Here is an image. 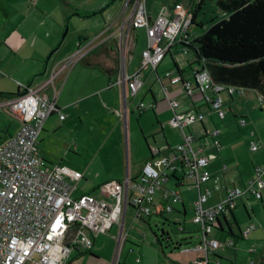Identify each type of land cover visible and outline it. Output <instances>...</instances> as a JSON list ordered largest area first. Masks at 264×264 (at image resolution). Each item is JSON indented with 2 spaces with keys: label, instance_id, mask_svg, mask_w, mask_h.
Returning <instances> with one entry per match:
<instances>
[{
  "label": "crops",
  "instance_id": "crops-1",
  "mask_svg": "<svg viewBox=\"0 0 264 264\" xmlns=\"http://www.w3.org/2000/svg\"><path fill=\"white\" fill-rule=\"evenodd\" d=\"M187 1L189 4L192 0ZM0 2H2L0 7V80H3L2 86H6L0 89V93H4L0 95V103L7 98L6 96L13 97L19 94L17 83L30 88L45 85L50 80L53 70L62 61L74 53L80 45L92 41L90 51L84 58L72 68L62 72L53 82V86L48 85L43 89V93L48 97H52L53 91H56L57 111L44 123L38 137L37 153L47 165H62L66 168L73 167L75 161L72 157L83 158L78 166L83 169L79 171L83 174V179L79 183H85L86 189L73 191L72 197L77 198L85 194L103 197L101 187L104 183L110 180L122 182L126 175L131 179H137L143 165L151 159L150 148L153 146L158 148L159 157H163L164 150L173 149L181 142V131L169 125L172 114L163 94L155 95L153 89L148 88L149 108L156 117L157 126L153 132H148L149 135L155 134L151 137L154 145L148 143L147 138L144 137L145 143L143 142L144 145L141 146L140 141L134 136L132 112L135 110L139 114L144 113L145 107L143 112H140L139 107L142 103H138L137 95L145 89L151 74L154 73L157 76L167 70H175L183 80H191L194 70L198 68L193 64L195 58L192 53L186 52L193 58V62L191 60L188 65L180 66L174 62L172 68H167L159 74L157 69L155 72L150 70L149 75L147 72L150 71H142L138 76L141 82L139 92L136 96H132L126 86L123 90V85L117 84L121 58L118 49L120 25L116 24V21L111 24L106 22L102 24L98 19L94 21V24L89 23L88 25L92 27L88 30L93 33L98 30L96 35L91 38L86 36L80 38L74 49L67 47L63 53L55 57L51 55L53 58L47 60L52 50H60L58 47L62 44L59 46L57 44L60 43L64 25L69 20L68 16L88 20L104 11L102 7L105 2L98 4L96 9L86 12L78 11L77 8L67 11L65 5L70 6L67 0H0ZM92 12L96 14L93 15ZM131 12L130 7L129 15ZM147 15L150 18L154 17L148 12ZM140 29H131L128 35L127 52L124 56V72L127 75L133 74L139 67V63L137 68L132 67V33L135 34ZM170 50L167 53H170ZM182 50L184 52L183 48ZM162 83L167 84L166 81ZM168 87L169 98L176 99L181 108H191L204 115L201 122L184 128L183 132L191 133L197 146H203L198 155L209 158L207 170L211 175L210 180L200 184L198 192L183 177L180 159H172L173 157L169 156L170 169L166 171L162 188L156 192L159 193L158 198L155 199L156 193L154 194L153 203L155 207H170L171 210L165 212L174 211L173 214L179 221L177 224L184 226L188 212L191 213L192 221L193 206L199 193L209 192L204 207L220 203L225 197L226 188L237 187L242 190L247 188L254 178L255 168L264 165V132L260 126L261 123L264 126V113L255 118L257 109L263 110L256 92L238 90L233 95H229L226 91H221L219 96L225 109L229 111L233 109L234 117L240 120L238 119L239 125H236L235 118L228 119L226 112L224 120L220 122L204 103L200 93L196 92L188 97L181 86L168 85ZM206 96L211 94L207 92ZM60 116L64 118L60 119ZM12 120L8 125L5 122L0 123V143L13 137L18 131L20 125L18 120L13 117ZM213 128L220 130L222 146L219 150L209 145L208 134ZM238 134H240L239 137H237ZM206 137L208 139L204 142L203 139ZM252 142L261 145L255 152L250 151ZM89 147H91L90 154H88ZM248 153L249 156H246ZM223 167H226V170H223ZM178 172L182 174L180 178L176 177ZM171 178L178 180L176 188H172L180 196L179 201L176 202L172 200L166 202L163 199V189H168L166 187ZM260 192V199H256L248 192L237 198L231 213L219 217V223L215 225L212 236L221 242H232L231 245H222L226 246L224 249L220 246V249L216 251L215 255L218 257L219 264H249L251 262L264 264V188ZM175 205L177 211L173 210ZM154 206L152 205L153 208ZM126 215L127 210L125 217ZM183 226L181 232L184 231ZM247 228L251 229L247 235H244ZM112 229H116L113 234H111ZM228 231H231V234ZM241 232L242 235H240ZM118 233V227L113 226L107 233L93 238L91 250H73L77 251L74 264H102L98 262V259H101L100 254L105 264H112L115 247L117 249L115 237ZM122 235L125 237L121 244V259L118 264H129L127 260H132L133 257L136 258V264H147L144 252L138 247H132V243L129 242L132 238L128 236V233H124L123 229ZM104 242L105 250L102 251L101 243ZM200 251L184 252L185 260H189L188 264L204 257ZM232 252L233 261L230 260ZM85 255L90 256L92 263L81 260ZM71 256L72 254L67 264H70Z\"/></svg>",
  "mask_w": 264,
  "mask_h": 264
},
{
  "label": "built area",
  "instance_id": "built-area-1",
  "mask_svg": "<svg viewBox=\"0 0 264 264\" xmlns=\"http://www.w3.org/2000/svg\"><path fill=\"white\" fill-rule=\"evenodd\" d=\"M193 1L187 6L182 3L163 5L151 18L147 15L145 0H134L133 3L131 0L125 1L118 34L121 68L117 84L126 86L132 96L137 95L141 86L138 76L142 71L155 72L173 46H188L194 40L190 27L197 1ZM128 7L132 8V12L125 19ZM138 28L145 29L147 44L140 54L138 69L127 75L124 72L127 39L130 30ZM91 44L92 41L80 45L53 70L50 80L42 87L27 88L18 84L19 94L0 103V108L20 124L13 137L0 143V264H67L73 250H91L93 238L107 233L113 226L119 229L115 237L118 249L125 237L122 229L127 208H132L134 218L139 220L150 217L154 212L153 197L162 188L166 171L170 169L171 156L172 159H180L183 177L198 192L200 184L211 178L207 170L209 158L198 155L203 146H197L191 133L183 132L184 128L201 122L204 115L191 108H181L176 99H170L168 85L181 86L188 97L200 93L219 121H223L226 114L220 92L233 95L240 89L214 83L205 70H195L191 80H183L175 70H167L161 75L160 83L172 114L169 125L181 131V142L163 157H159L158 148H151L152 160L143 165L137 179L126 175L122 182L110 180L104 183L101 187L103 197L93 194L72 197L83 174L64 166L47 165L37 153L38 137L44 123L57 111L56 91L53 89L52 97H48L43 89L48 85L53 86L62 72L84 58ZM184 52H187L185 48ZM207 92L211 96H206ZM259 101L264 109V100L259 97ZM139 109L143 112L144 105H140ZM63 118L60 116V119ZM220 136L218 128H213L208 134L209 145L216 150L221 148ZM260 147V144L252 142L250 151L255 152ZM254 172V178L247 188H226L223 201L213 206L204 207L208 191L199 193L193 206L192 223L202 234L201 243L195 249H182L203 251L204 257L192 264H219L212 255L220 246L231 245L232 242H220L212 236L214 222L220 213L227 207L232 209L235 200L247 192L256 199L261 198L264 165L255 168ZM163 199L166 202L179 201L180 196L175 190L163 189ZM163 209L170 211L168 206ZM73 227H76L74 234ZM250 229L247 228L243 234L247 235ZM66 241L68 246L65 245ZM116 256L117 252L112 264H118Z\"/></svg>",
  "mask_w": 264,
  "mask_h": 264
},
{
  "label": "rangeland",
  "instance_id": "rangeland-1",
  "mask_svg": "<svg viewBox=\"0 0 264 264\" xmlns=\"http://www.w3.org/2000/svg\"><path fill=\"white\" fill-rule=\"evenodd\" d=\"M67 1L70 3V6L65 5L67 11L69 10L72 11L73 8H77L78 11L86 12L88 10L96 9L98 4L105 2L102 7V9L104 8V11L100 13L99 15L97 14L93 16L94 18L93 17L89 18L88 20H83V18L80 19L77 16H68L69 20L64 25L63 33L61 34L60 41H59L60 45L61 44L62 45L61 47L60 46L58 47L60 48V50L58 49L57 51H54V53L52 54L53 57H55V55L59 53H63L65 48L67 47L68 48L72 47V49H74L76 47V44L79 43L80 38H83L85 36L86 38H91V36L96 35L98 33V30L95 33L90 32L88 30L90 27H92L91 25H88V24L92 22L94 24L95 20L99 19V21L102 24L103 22H106L107 24H111L112 22L116 21V24L120 25L122 22V12L124 10V5H125L126 0H67ZM195 1L197 0H194L193 2ZM180 2L185 6H187L188 4L187 0H145V8L148 14H150V16H155V14L159 12L160 10V5L171 6L174 3H180ZM1 6H2V2H0V7ZM129 13H130V7H128V9L126 10V14L124 16L125 19L128 18ZM224 18H226V15L217 8L215 4V0L205 1L204 4L201 6V8L197 11L196 24L190 27L191 33L194 36H200L208 29V27L212 23L220 21ZM86 25H88V27ZM65 29H67V31L64 37H62V35L65 32ZM146 41L147 40H146V34H145L144 28H141L139 31H136L135 34L132 33V67L134 68L138 67L139 55L141 54L142 49L145 48ZM191 60L193 62L192 56L190 54L184 53L181 45L179 44L175 45L171 48L170 53L166 54L164 60L158 66L157 74L162 73V71H164L167 68H172L174 66V62L178 63L180 66H183V65H188L189 63H191ZM149 73H151V71L147 72V75H149ZM160 78H161V74L157 76L154 73L151 74L150 78L145 84V89L139 95H137L138 103L139 104L142 103L145 107L144 113L139 114L135 110L132 112L133 133H134V136L140 141L141 146L144 145L143 142L145 143L144 137L147 138L148 143L154 145L151 137L155 136V134L149 135L148 132H153L157 126H156V117L153 115V113L151 112L149 108L150 96L148 95L149 94L148 88L149 87L152 88L153 93H155V95L163 94L162 88L159 82ZM2 81L3 80H0V89L6 88V86H2V83H3ZM17 84L25 87V85L21 83H17ZM224 110L225 112H227V115H226L227 118L232 119V120L235 118L236 123H237L236 125H239V122H238L239 118L234 117L233 109L229 111L228 109L226 110L224 106ZM4 111L0 109V123L5 122L8 125L9 122L13 121L12 116L9 115L7 111L5 112ZM263 113H264V110L257 109L255 118L262 115ZM260 126H261L262 132H264L263 124L261 123ZM239 136L240 134L237 135V137ZM207 139H208L207 137L204 138L203 139L204 142H206ZM245 148L246 147L244 146V149ZM90 153H91V147H89L88 149V154ZM246 156H249V153ZM72 159L75 161V163L73 164V167H67V168L71 170L74 169L75 171H78V172L83 171V169L78 167L81 161L83 160V158H78L74 156L72 157ZM58 166H62V165H58ZM181 176L182 174L180 172L176 174L177 178H180ZM172 188H176V180L173 178H171V180L167 184L166 189L170 191L172 190ZM83 189H86V184L81 182L77 185V188L74 191L78 192ZM158 196H159V193H156L155 199L158 198ZM173 202H176V201H173ZM173 210L177 211L176 205L173 208ZM173 213L174 211L172 213L171 212L165 213L162 216L151 215L149 218L146 217L143 219V221H141L139 219L134 218V212L131 208L127 209V215L123 222V232L128 233V236L132 238V240L129 239V242L132 243V247H138L139 249H141L142 252H144V255L146 256L147 264H188L189 260L187 261L185 260L184 258L185 251L182 249L187 248V247H192L193 249H195L199 245V243H201L202 234L201 232H199L198 227L192 223L191 213L188 212V215L185 219L184 226L177 224L179 221H177ZM182 226L184 228L183 232H181ZM115 230L112 229L111 234H113ZM115 234H117V232ZM155 235L158 237H162L161 239L162 251L159 247L160 245L157 244L156 242ZM181 240H186V243L188 246L186 247L184 246L183 243H181V246L175 249L174 245L179 241L181 242ZM120 247L118 249H116L115 247L116 251H114V254L115 252H117L116 259L118 260V262L121 259L122 247L121 248ZM224 248H226V246H222V249ZM101 249L102 251L105 250V242L101 243ZM85 251H88V250H85ZM192 251L197 252L200 250H192ZM76 252L77 251H72L71 253L72 256L69 262L70 264H74L76 262L74 259V257L77 255ZM200 252L204 256L203 251H200ZM127 255H128V252H127ZM100 256H101V259H98L99 260L98 262L105 264L103 261L104 258L102 257L101 254ZM81 260H83L85 263H92L89 255L83 256ZM135 260L136 258L133 257L132 260H127V262L129 264H136ZM230 260L231 261L234 260L233 252L230 255ZM26 264H34V263L27 262Z\"/></svg>",
  "mask_w": 264,
  "mask_h": 264
},
{
  "label": "trees",
  "instance_id": "trees-1",
  "mask_svg": "<svg viewBox=\"0 0 264 264\" xmlns=\"http://www.w3.org/2000/svg\"><path fill=\"white\" fill-rule=\"evenodd\" d=\"M131 1L133 3L134 0ZM205 1L212 0H197L192 25L196 24V13ZM215 4L226 18L212 23L202 35L195 37L190 45H181L182 48L194 55L193 64L198 66L197 70L207 71L214 83L254 91L264 100V0H215ZM3 94L0 93L1 96ZM170 152L171 149L168 148L164 150L163 155H169ZM153 209L152 215L156 216L167 212L162 206ZM231 211L232 209L227 207L220 213L213 229L219 223V217L227 216ZM228 233L231 234V231ZM155 239L162 250V237L155 235ZM181 243L188 246L186 240H181L174 245L175 249L179 248ZM212 256L213 260L219 263L218 257L215 254Z\"/></svg>",
  "mask_w": 264,
  "mask_h": 264
},
{
  "label": "water",
  "instance_id": "water-1",
  "mask_svg": "<svg viewBox=\"0 0 264 264\" xmlns=\"http://www.w3.org/2000/svg\"><path fill=\"white\" fill-rule=\"evenodd\" d=\"M106 7H107V6H106ZM95 14H96V13H93V15H95ZM66 31H67V29H65V32H64V34L62 35V37H64ZM59 44H60V43H59ZM59 44H58V46H59ZM53 52H54V51H52V52L48 55L47 60L51 57V55L53 54ZM26 87H27V88H30V86H26ZM124 89H125V88H124V86H123V90H124ZM124 96H125V91H124ZM149 153H150V155H151V159H150V160H152L151 148L149 149ZM75 231H76V227H73L72 234H74ZM65 245L68 246V241L65 242Z\"/></svg>",
  "mask_w": 264,
  "mask_h": 264
}]
</instances>
